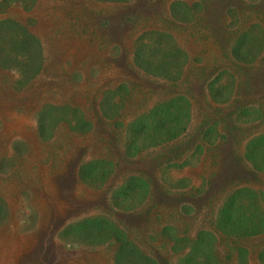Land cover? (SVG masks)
<instances>
[{
    "label": "rangeland",
    "instance_id": "1",
    "mask_svg": "<svg viewBox=\"0 0 264 264\" xmlns=\"http://www.w3.org/2000/svg\"><path fill=\"white\" fill-rule=\"evenodd\" d=\"M46 238L264 264V0H0V264H58Z\"/></svg>",
    "mask_w": 264,
    "mask_h": 264
},
{
    "label": "trees",
    "instance_id": "2",
    "mask_svg": "<svg viewBox=\"0 0 264 264\" xmlns=\"http://www.w3.org/2000/svg\"><path fill=\"white\" fill-rule=\"evenodd\" d=\"M17 30H19V35H20V37L22 38L21 40H20V45L19 46H17V45H15L14 47H13V49H14V51L15 52H18L19 50H22L23 52H29V49H30V47L32 46V45H34L33 43H34V39H33V37L31 36V35H29L24 29L22 30V29H17ZM18 35V36H19ZM32 48V47H31ZM34 52H33V56H34ZM12 67V66H11ZM10 67V68H11ZM9 68V67H8ZM169 112H170V110H169V108H166ZM165 112H167L166 110H163V113H161L160 114V112L157 110L156 112H155V114L156 115H158V114H160V117L162 118V117H164L165 115H166V113ZM169 112H168V121H170V114H169ZM179 117H181V116H179ZM163 125V124H162ZM161 129H162V127L160 126L157 130V132H159V131H161ZM230 206H232V201L230 200L229 201V205L227 206V207H230ZM232 208V207H231ZM230 208V210L232 211V209ZM225 217L227 218V221H230V219L232 218V216H231V214L230 213H227L226 215H225ZM125 250H128L129 251V253H130V255H132V254H136V250L133 248V247H125V248H123L122 247V251H125ZM194 253H195V251H194ZM194 253L192 254V255H194ZM124 259V257L123 256H120V262L122 261Z\"/></svg>",
    "mask_w": 264,
    "mask_h": 264
},
{
    "label": "bare ground",
    "instance_id": "3",
    "mask_svg": "<svg viewBox=\"0 0 264 264\" xmlns=\"http://www.w3.org/2000/svg\"><path fill=\"white\" fill-rule=\"evenodd\" d=\"M6 112V111H5ZM71 200V199H70ZM73 201V200H72ZM73 205V204H72ZM75 205V204H74ZM62 214V213H61ZM55 215V214H54ZM59 222V221H58ZM46 224V223H45ZM54 232V231H53ZM15 238V237H14ZM50 238V237H49ZM10 239V238H9ZM8 239V240H9ZM18 244V243H17ZM44 244H45V247L48 249L46 252V256L45 257H48V258H52V263H56V262H59L58 264H60L62 261L61 259H63V254H61L62 252L60 251L59 247L54 244V243H49V240L46 238L44 239ZM4 246V245H3ZM47 264L49 262H46Z\"/></svg>",
    "mask_w": 264,
    "mask_h": 264
}]
</instances>
